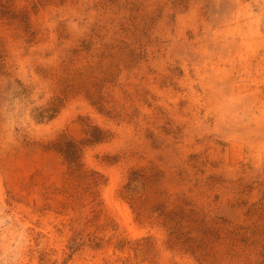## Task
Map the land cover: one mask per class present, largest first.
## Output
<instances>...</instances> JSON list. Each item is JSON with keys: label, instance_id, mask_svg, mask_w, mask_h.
<instances>
[{"label": "rangeland", "instance_id": "rangeland-1", "mask_svg": "<svg viewBox=\"0 0 264 264\" xmlns=\"http://www.w3.org/2000/svg\"><path fill=\"white\" fill-rule=\"evenodd\" d=\"M0 264H264V0H0Z\"/></svg>", "mask_w": 264, "mask_h": 264}, {"label": "bare ground", "instance_id": "bare-ground-1", "mask_svg": "<svg viewBox=\"0 0 264 264\" xmlns=\"http://www.w3.org/2000/svg\"><path fill=\"white\" fill-rule=\"evenodd\" d=\"M228 79V78H227ZM212 81V80H211ZM213 82V81H212ZM214 83V82H213ZM210 84V83H209ZM215 84V83H214ZM212 85V84H211ZM223 85V87L221 88L223 91H225V93H227V95L228 96H234L235 98L234 99H236V98H238L237 96H236V92H241V90H244V89H246V88H244V89H240V88H238V86L233 82V80H231V81H226V83L225 84H222ZM210 87V86H209ZM212 90H213V88H212ZM238 90V91H237ZM211 91V90H210ZM215 93H217V91L215 92ZM212 94V93H211ZM246 94V93H245ZM244 94V95H245ZM240 95V94H239ZM223 115H225V114H223ZM248 128V127H247ZM246 130V128H243V130ZM241 129H233V132H235V131H240ZM253 141H256V140H253ZM259 141V140H258ZM253 143V142H252Z\"/></svg>", "mask_w": 264, "mask_h": 264}]
</instances>
